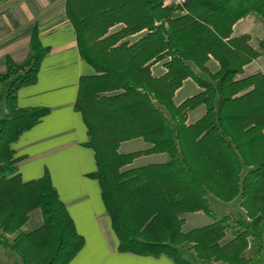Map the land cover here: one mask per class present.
I'll use <instances>...</instances> for the list:
<instances>
[{
  "label": "trees",
  "instance_id": "trees-1",
  "mask_svg": "<svg viewBox=\"0 0 264 264\" xmlns=\"http://www.w3.org/2000/svg\"><path fill=\"white\" fill-rule=\"evenodd\" d=\"M12 1V0H0ZM65 14L80 57L94 70L79 79L74 110L86 127L103 205L118 251L164 255L174 264H264V76L243 77V68L264 55L250 37L232 38L241 19H264V0H188L184 7L159 0H66ZM122 24L112 34L109 29ZM145 30L134 42L127 38ZM37 28L30 34L23 67L6 58L0 73L6 111L0 118V232L21 264H69L84 245L47 175L23 183L11 145L45 117L46 108L20 109L19 88L34 83L47 53ZM213 59L218 70L207 63ZM166 72L153 77L150 65ZM191 79L200 91L176 105L175 92ZM204 115L187 124V113ZM141 138L151 147L120 154L122 142ZM166 154L162 164L130 168L143 155ZM240 199L243 216H224L183 233V215H210L208 196ZM38 210L42 224L22 228ZM231 239L224 242L227 232ZM251 252V256L246 254Z\"/></svg>",
  "mask_w": 264,
  "mask_h": 264
},
{
  "label": "crops",
  "instance_id": "crops-1",
  "mask_svg": "<svg viewBox=\"0 0 264 264\" xmlns=\"http://www.w3.org/2000/svg\"><path fill=\"white\" fill-rule=\"evenodd\" d=\"M65 2L66 0H12L0 3V73L5 71L6 58L17 62L28 57L30 34L34 27L37 28L41 45L48 49L40 61L34 83L22 86L16 93L18 108L49 110L36 126L20 135L11 145L17 160L16 174L23 183L38 180L44 175L49 177L76 233L84 239L82 249L69 264H174L164 255L138 256L118 251V239L103 205L98 182L88 177V174L96 170L94 153L85 146L87 130L80 113L74 110L79 79L93 75L94 70L79 55L75 31L65 14ZM121 28L122 24L115 25L109 29L108 34ZM144 32L145 30L132 35L127 40L134 42ZM243 35L250 37L249 45L257 51L258 42L264 38V19L250 14L239 20L232 28L231 37ZM207 67L212 73L218 70V64L213 59L207 63ZM150 72L153 77L163 75L166 72L163 61L150 65ZM257 73L264 76L263 51H259V57L243 68L242 76ZM189 84L193 88L186 90ZM199 91L200 88L191 79H187L175 92L173 101L175 103L178 97L179 101L175 104L179 105ZM192 110L187 113L188 125L195 123L205 113L204 107V113L191 120L189 113ZM150 147V144L137 138L122 142L118 152L129 154ZM164 155L166 154L140 156L126 168L166 163L169 157ZM208 201L210 215L203 212L183 215L182 229L192 219L191 229L182 230L183 233L210 225L224 216L238 218L244 215L239 198L230 203H222L209 195ZM223 209L224 213H220ZM196 217H204L201 221L205 222L203 226L198 225V221L195 222ZM26 224L22 231H34L42 224V217L37 223L38 227L34 229H27ZM231 238V232H227L224 242ZM10 252L13 251L0 248V264H19L12 259ZM19 262L21 264L20 260Z\"/></svg>",
  "mask_w": 264,
  "mask_h": 264
},
{
  "label": "rangeland",
  "instance_id": "rangeland-1",
  "mask_svg": "<svg viewBox=\"0 0 264 264\" xmlns=\"http://www.w3.org/2000/svg\"><path fill=\"white\" fill-rule=\"evenodd\" d=\"M160 2H161V0H159ZM261 33V32H260ZM260 35V34H259ZM27 58L28 57H26L24 60H22V61H17V62H15L14 60H13V62H14V64L17 66V67H19V68H22L23 67V64H24V62L27 60ZM3 86L2 85H0V94L1 93H3L4 92V90H3ZM193 88V85H191V84H189L187 87H186V90H190V89H192ZM179 101V98L177 97L176 99H175V103L176 102H178ZM4 104H3V101L2 102H0V118H3V116H4V114L6 113V111H5V109H4V106H3ZM204 113V107L203 106H198L197 108H195L194 110H192L190 113H189V118L191 119V120H193V119H195V118H197L198 116H200V115H202ZM165 157H167L166 155H164ZM158 159H160V157H158ZM161 160V159H160ZM137 165H139V164H137ZM236 205L238 206V202H236ZM234 207V206H233ZM224 209L222 210V211H220V213H224ZM235 212H237V211H235ZM40 219H41V214H40V212L38 211V210H36V211H33L32 213H31V215H30V220H29V222L26 224V228L27 229H34V228H36V227H38V225L39 224H37L39 221H40ZM192 219H190V221H188V223L187 224H185V226L183 227V231H186V230H189V229H191V221ZM195 222L197 223V221H198V225H202L203 226V224L205 223V222H201L202 220H204V217H196L195 219ZM229 233H230V231H228ZM0 238H3L6 242H8L9 243V245H10V243H11V240H12V238L13 237H11V236H8V235H3L1 232H0ZM8 250H10V248H7ZM7 249H5V250H7ZM10 254H12L11 255V257H12V259L15 261V262H17V263H19L20 264V262H19V260H20V258L19 257H17L18 255L16 254V253H13V252H10ZM252 254H251V252H249V253H247L246 254V257H249V256H251ZM202 264H212V263H209V262H206V263H202Z\"/></svg>",
  "mask_w": 264,
  "mask_h": 264
},
{
  "label": "built area",
  "instance_id": "built-area-1",
  "mask_svg": "<svg viewBox=\"0 0 264 264\" xmlns=\"http://www.w3.org/2000/svg\"><path fill=\"white\" fill-rule=\"evenodd\" d=\"M188 0H161L164 6L184 7Z\"/></svg>",
  "mask_w": 264,
  "mask_h": 264
}]
</instances>
